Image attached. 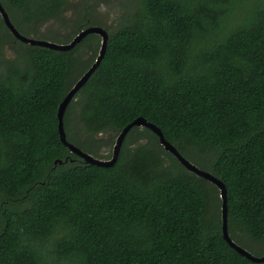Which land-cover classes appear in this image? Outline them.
Here are the masks:
<instances>
[{"label":"trees","instance_id":"16d2710c","mask_svg":"<svg viewBox=\"0 0 264 264\" xmlns=\"http://www.w3.org/2000/svg\"><path fill=\"white\" fill-rule=\"evenodd\" d=\"M0 1L19 31L71 3ZM101 2L82 0L76 35ZM2 30L19 49L0 73V264H257L224 240L220 190L150 129L134 127L111 168L62 143L59 106L100 36L59 52L21 43L0 16V50ZM109 35L67 108L69 143L102 157L98 135L146 119L225 184L230 237L264 256V0H127Z\"/></svg>","mask_w":264,"mask_h":264},{"label":"water","instance_id":"95a60500","mask_svg":"<svg viewBox=\"0 0 264 264\" xmlns=\"http://www.w3.org/2000/svg\"><path fill=\"white\" fill-rule=\"evenodd\" d=\"M0 16L2 17L4 24L7 27V29L10 31V33L21 43L31 45V46L43 47V48L51 49L54 51L69 52V51H72L74 48H76L77 45L82 43V41L89 35L95 34V35L100 36L102 41H101V49H100L98 58L96 59L92 67L86 73H84L79 78V80L73 85L72 89L69 91L64 101L59 106L58 130H59V135H60V139L62 143L70 150L71 153L83 159L85 163L89 165L97 166V167L111 168L115 166L116 163L118 162L119 155L122 150L123 144L125 142L126 137L130 133V131L134 127L150 129L159 138L160 144L165 149V151L173 155L177 159V161L187 171L197 175L200 178L207 180L208 182L215 185L220 190L221 198L223 199V209H222L223 211L222 212V219H223L222 230L223 231L222 232H223V238L228 243V245L232 249H234L237 253L247 258L251 262L257 263V264L264 263V256L259 257V256L253 255L248 250L239 246L230 237L229 226H228L227 190H226L225 184L218 178L214 177L211 173L198 168L195 164H193L188 159H186L176 149V147L173 144H171L165 139L162 131L154 124L149 123L146 119L138 118L137 120H135L134 122H132L131 124H129L127 127L124 128V130L119 134L117 138V141H116V144L113 150V156L110 160H103V159L95 158L92 155L83 152L79 148L69 143V141L67 140V135L65 132V123H64V117H65L67 108L71 104L75 96L88 83L90 78L93 76V74L97 71L100 64L102 63L105 57V54H106L107 44H108V40L110 37L109 32L107 30L99 26L89 27L79 32L70 43L59 45V44H55V43L48 42V41L35 40V39L22 35L19 32V30L15 27V25L12 23L10 15L6 11V9L3 7L1 1H0ZM60 164H62L61 161H60Z\"/></svg>","mask_w":264,"mask_h":264},{"label":"rangeland","instance_id":"374dc122","mask_svg":"<svg viewBox=\"0 0 264 264\" xmlns=\"http://www.w3.org/2000/svg\"><path fill=\"white\" fill-rule=\"evenodd\" d=\"M105 1L106 2H101L95 7V11L91 20V25H101L103 28H106L109 32H113L116 27L120 24L121 17L125 14L127 0ZM81 2L82 0H71V3L68 6L67 10L63 13L62 18L50 20L46 23H43L40 27L37 25V23H34L33 25L27 27V31L22 30L19 32L22 35L35 40L48 41L59 45L66 44L72 33L73 37H75L76 35L75 31H77V19L80 15L83 14L81 12L84 9ZM1 35L5 38V41L2 42V48L0 50V73H3L5 68L4 63L6 61H11L16 58L17 50L19 49V47L14 45L12 38L8 35L7 31L2 30ZM4 38H1V41H3ZM99 51L100 48L98 49L97 54H99ZM118 136V133L115 132H106L98 135V138L107 140L109 142V145L103 147L100 152V154H102V157L112 158L114 146L116 144ZM131 146L136 147L137 145L131 143ZM88 154L98 159L102 158L94 151H91Z\"/></svg>","mask_w":264,"mask_h":264}]
</instances>
